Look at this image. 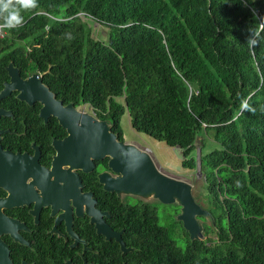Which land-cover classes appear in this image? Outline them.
Instances as JSON below:
<instances>
[{
	"label": "trees",
	"instance_id": "1",
	"mask_svg": "<svg viewBox=\"0 0 264 264\" xmlns=\"http://www.w3.org/2000/svg\"><path fill=\"white\" fill-rule=\"evenodd\" d=\"M24 23L1 31L0 89L9 61L45 72L63 103L88 106L123 135L192 153L201 143L204 238L191 241L176 216L130 233L129 264H264V0H37ZM84 18L108 29L92 37ZM247 102L255 111H242ZM24 106V105H23ZM204 136L216 148L201 154ZM199 139V142L197 141ZM210 141V142H211ZM180 235L181 241L176 239Z\"/></svg>",
	"mask_w": 264,
	"mask_h": 264
},
{
	"label": "flooded vegetation",
	"instance_id": "2",
	"mask_svg": "<svg viewBox=\"0 0 264 264\" xmlns=\"http://www.w3.org/2000/svg\"><path fill=\"white\" fill-rule=\"evenodd\" d=\"M12 65L21 80L34 74L49 88L44 82L49 70ZM8 81L9 77L0 91ZM49 90L63 106L72 103L64 104ZM17 94L11 92L0 100V111L5 113L0 114V154H6L0 163V264H129L127 255L137 250L130 233L146 234L149 210L163 223L161 203L119 199L105 189V182L116 176L107 158L93 161L88 172H67L62 166L55 173L51 162L57 152L51 143L62 141L67 133L57 119L39 116L38 102L28 105ZM99 120L110 125L119 142L133 144L125 143L123 135L119 138L110 121ZM124 249L132 250L123 254Z\"/></svg>",
	"mask_w": 264,
	"mask_h": 264
},
{
	"label": "water",
	"instance_id": "3",
	"mask_svg": "<svg viewBox=\"0 0 264 264\" xmlns=\"http://www.w3.org/2000/svg\"><path fill=\"white\" fill-rule=\"evenodd\" d=\"M9 81L0 91V100L17 92V99L28 105L38 102L42 107L39 116L44 120L51 116L67 133L62 141H52L55 156L51 162L54 172L62 166L67 172L80 169L88 172L93 161L109 159L111 172L116 176L106 181L104 188L111 190L117 198L123 196L141 201H157L161 204H175L180 208L176 220L188 233L191 241L204 238V225L199 219L214 225L212 214L194 198L192 185L182 179L161 172L151 156L133 144H123L115 134L110 133V125L84 110H77L72 103L62 105L54 99V94L41 82V76L32 75L21 80L18 69L9 62L5 67ZM44 74V73H43ZM0 114H5L0 111ZM199 142V139H197ZM0 154V163L2 161ZM12 155L9 154V158ZM15 159L22 158L15 155ZM1 166V164H0ZM199 171L198 164L196 166ZM70 174V173H69ZM102 177V175H100ZM102 181V178L100 179ZM110 184V187H106ZM123 249V247H122ZM132 249H124L123 254Z\"/></svg>",
	"mask_w": 264,
	"mask_h": 264
},
{
	"label": "rangeland",
	"instance_id": "4",
	"mask_svg": "<svg viewBox=\"0 0 264 264\" xmlns=\"http://www.w3.org/2000/svg\"><path fill=\"white\" fill-rule=\"evenodd\" d=\"M89 29L92 31V37L96 40L106 41L108 35V29L97 24V22L91 20L90 18H84ZM2 36V35H1ZM84 111L91 113L88 106H82ZM123 138L122 140L125 143H133V145L139 147V149H146L149 152V155L157 165L158 169L161 172H164L172 177L182 179L189 182L192 185L193 196L197 202L203 204V188H204V179L203 176L199 173L197 168L195 170H189L182 165V154L178 148H169L163 143H157L144 135L135 133L129 126V116L127 112L122 116L120 121ZM204 143L202 144L201 154H205L215 149L217 146L211 141L210 138L206 136L203 137ZM211 141V142H210ZM201 143L196 145V149L192 153V157L196 158L197 164L200 156ZM161 205V208H164V211L160 209V215L163 217L161 222L164 224L171 222L178 213L180 208L175 204H158ZM208 224V222H206ZM176 239L181 241V237L177 234Z\"/></svg>",
	"mask_w": 264,
	"mask_h": 264
},
{
	"label": "clouds",
	"instance_id": "5",
	"mask_svg": "<svg viewBox=\"0 0 264 264\" xmlns=\"http://www.w3.org/2000/svg\"><path fill=\"white\" fill-rule=\"evenodd\" d=\"M38 7L37 0H0V31L11 30L24 23L23 12ZM264 31V16L259 18L258 30L250 32L246 42L249 47H255L259 32ZM242 111H255L247 102L242 103ZM145 150L148 153V150Z\"/></svg>",
	"mask_w": 264,
	"mask_h": 264
},
{
	"label": "built area",
	"instance_id": "6",
	"mask_svg": "<svg viewBox=\"0 0 264 264\" xmlns=\"http://www.w3.org/2000/svg\"><path fill=\"white\" fill-rule=\"evenodd\" d=\"M0 38H1V31H0ZM91 114L95 116V114H94V113H92V112H91Z\"/></svg>",
	"mask_w": 264,
	"mask_h": 264
}]
</instances>
